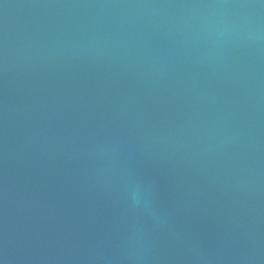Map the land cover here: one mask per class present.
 <instances>
[{
	"label": "water",
	"instance_id": "obj_1",
	"mask_svg": "<svg viewBox=\"0 0 264 264\" xmlns=\"http://www.w3.org/2000/svg\"><path fill=\"white\" fill-rule=\"evenodd\" d=\"M0 264H264V0H0Z\"/></svg>",
	"mask_w": 264,
	"mask_h": 264
},
{
	"label": "clouds",
	"instance_id": "obj_2",
	"mask_svg": "<svg viewBox=\"0 0 264 264\" xmlns=\"http://www.w3.org/2000/svg\"><path fill=\"white\" fill-rule=\"evenodd\" d=\"M135 195V194H134Z\"/></svg>",
	"mask_w": 264,
	"mask_h": 264
}]
</instances>
